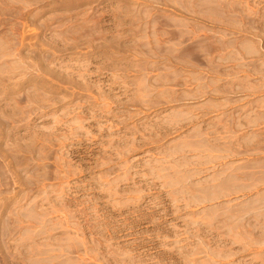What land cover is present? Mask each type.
I'll use <instances>...</instances> for the list:
<instances>
[{
    "label": "rangeland",
    "instance_id": "1",
    "mask_svg": "<svg viewBox=\"0 0 264 264\" xmlns=\"http://www.w3.org/2000/svg\"><path fill=\"white\" fill-rule=\"evenodd\" d=\"M0 147V264H264V0H0Z\"/></svg>",
    "mask_w": 264,
    "mask_h": 264
},
{
    "label": "bare ground",
    "instance_id": "2",
    "mask_svg": "<svg viewBox=\"0 0 264 264\" xmlns=\"http://www.w3.org/2000/svg\"><path fill=\"white\" fill-rule=\"evenodd\" d=\"M0 149H1V147H0ZM0 153H1V152H0ZM2 153H3V152H2ZM5 154H8V153H5ZM2 155L4 156V153H3ZM10 155H11V154H10ZM1 157H2V156H1V154H0V160H1ZM4 157H5V156H4ZM8 157H9V155H8ZM4 161H5V158H4ZM4 161H3V162H4ZM22 161H23V160H22ZM3 162H2V163H3ZM10 162H11V161H9V163H10ZM24 163H25V162H24ZM24 165H25V164H23V166H24ZM26 165H27V164H26ZM28 165L30 166V163H28ZM28 165H27V167H26L24 170H26L27 168H30V167H28ZM9 167H12L11 164H8V165H6L5 167H3V166L1 165V163H0V168H2V169H5V168H6L7 170H9V169H8ZM24 167H25V166H24ZM24 167H23V168H24ZM3 171H4V170H3ZM9 171H10V170H9ZM9 171H8V172H9ZM10 173H11V172H10ZM1 175H2V174H1ZM5 175H6V174H5ZM11 175H12V174H11ZM3 176H4V175H3ZM6 176H8V175H6ZM0 177H2V176H0ZM4 177H5V176H4ZM5 179H6V178H5ZM9 181H10V180H9ZM9 181H8V182H9ZM0 240H1V239H0ZM0 247H1V246H0ZM26 248H27V247H26ZM0 250H1V249H0ZM9 252H10V251H9ZM25 252H26V251H25ZM13 253H14V252H13ZM27 253H28V252H27ZM7 255H8V254H7ZM11 255H12V254H11ZM14 256H15V255H14ZM14 256H13V257H14ZM26 257H27V256H26ZM1 258H2V256H1ZM3 259H4V258H3ZM6 259H7V258H6ZM6 259H4V261H5L4 264H6V261H7V263H8V260H9V264H10V261H11L10 259H11V257H8L7 260H6ZM18 259H19V258H18ZM12 260H15V258H13ZM28 260H29V259H28ZM1 261H2V260H1ZM12 262H13V261H11V264H12ZM28 262H29V261H28ZM1 264H2V262H1ZM14 264H15V262H14ZM24 264H25V263H24Z\"/></svg>",
    "mask_w": 264,
    "mask_h": 264
}]
</instances>
